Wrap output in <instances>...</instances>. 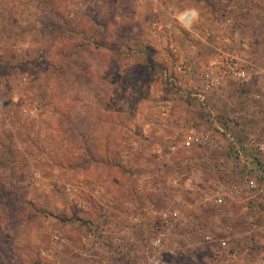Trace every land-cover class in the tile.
<instances>
[{
	"label": "rangeland",
	"instance_id": "1",
	"mask_svg": "<svg viewBox=\"0 0 264 264\" xmlns=\"http://www.w3.org/2000/svg\"><path fill=\"white\" fill-rule=\"evenodd\" d=\"M226 55L244 79L215 75ZM250 141L264 0H0V264H264Z\"/></svg>",
	"mask_w": 264,
	"mask_h": 264
},
{
	"label": "built area",
	"instance_id": "2",
	"mask_svg": "<svg viewBox=\"0 0 264 264\" xmlns=\"http://www.w3.org/2000/svg\"><path fill=\"white\" fill-rule=\"evenodd\" d=\"M190 18V19H189ZM183 25H190L191 22H192V18L189 17V16H186L184 17L183 21H180ZM219 59H225V60H221V61H215V62H212L211 66H214L213 69L217 68L218 70V73L215 74V75H218L219 73L221 75H229L231 77H234V78H238V79H244L246 77V71L241 67V65L238 63L237 61V57L233 56V55H226L225 58L223 57H220ZM214 71L210 70L209 73L207 74V79L204 83V91H207L208 89H211V87L214 86V83L213 81L211 80V75L213 76L214 75ZM163 77L164 79L168 82L169 85H177L176 83V79L174 77H172L170 75V73H168L166 70L163 71ZM192 96L193 97H196L198 99V101H204V95L201 93V90H198V89H194L193 93H192ZM227 139L230 140V142H236L234 141V138H231V135L228 134L227 136ZM211 140H210V137L208 134H205V133H201V134H197L195 136H192V135H188L184 138L183 140V144L185 145V147H190L192 146L193 144H207L209 143ZM252 141H250L251 143ZM251 144H253V148L255 151L257 152H263L264 151V145L262 143H254L252 142ZM172 149H174L172 147ZM236 156L238 157V159L240 160L241 163H244L247 167H249L252 171L254 172H257L259 171V163L255 160V159H251L249 158L248 156H246L244 154L243 151H241L240 149H236ZM257 170V171H256ZM249 187L250 188H254L255 185L252 184V183H249ZM235 188V187H234ZM222 202V199L220 197H218L216 200H215V203H221ZM135 222H139V221H135ZM163 236V235H162ZM161 235H158L155 237L154 241L152 242V246L154 248H159L161 245H162V237ZM56 241L59 240V237L58 236H54L53 237ZM206 239L208 241H211L212 238L210 236H207ZM219 245L221 246H224L225 243L222 241ZM44 254V253H42ZM159 259L156 257V256H153L148 264H160L159 263Z\"/></svg>",
	"mask_w": 264,
	"mask_h": 264
},
{
	"label": "clouds",
	"instance_id": "3",
	"mask_svg": "<svg viewBox=\"0 0 264 264\" xmlns=\"http://www.w3.org/2000/svg\"><path fill=\"white\" fill-rule=\"evenodd\" d=\"M199 10L197 8H186L183 12L178 14V19L180 21H183L184 17L191 16L193 18V21H198L199 19Z\"/></svg>",
	"mask_w": 264,
	"mask_h": 264
}]
</instances>
